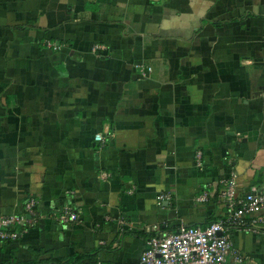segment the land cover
Returning <instances> with one entry per match:
<instances>
[{
  "label": "crops",
  "instance_id": "0c3cea01",
  "mask_svg": "<svg viewBox=\"0 0 264 264\" xmlns=\"http://www.w3.org/2000/svg\"><path fill=\"white\" fill-rule=\"evenodd\" d=\"M232 174L264 186V0H0V215L36 199L0 264H134L154 225L222 218ZM262 231L231 230L241 264Z\"/></svg>",
  "mask_w": 264,
  "mask_h": 264
},
{
  "label": "built area",
  "instance_id": "2783aa9c",
  "mask_svg": "<svg viewBox=\"0 0 264 264\" xmlns=\"http://www.w3.org/2000/svg\"><path fill=\"white\" fill-rule=\"evenodd\" d=\"M46 46L57 49L59 45L47 41ZM105 49V45L97 43L93 51ZM144 73V67L137 65ZM150 69V67H149ZM97 140L105 141L101 133L95 135ZM203 152L198 149L196 162L202 163ZM225 186L220 191V198L226 207V214L205 227L200 225L179 224L171 230L162 229L154 225L147 239L145 249L134 264H241V254L234 250L231 230L235 227L247 231H262L257 223L260 220L255 215L264 209V186L250 185L249 189L239 195L236 188V176L232 174L223 180ZM161 198L169 195L161 194ZM207 194L200 195L198 199L205 200ZM36 215V199L30 198L25 204L24 213H10L0 215V243L17 239L19 233L17 226L33 222ZM253 216L251 222L247 217ZM57 219L62 223L75 222L79 214L67 207L58 214ZM263 239H264V231ZM64 264H104L98 257L83 259Z\"/></svg>",
  "mask_w": 264,
  "mask_h": 264
},
{
  "label": "trees",
  "instance_id": "16d2710c",
  "mask_svg": "<svg viewBox=\"0 0 264 264\" xmlns=\"http://www.w3.org/2000/svg\"><path fill=\"white\" fill-rule=\"evenodd\" d=\"M80 260H83L82 256H78L75 260L71 259L70 261H67V263L74 262V261H80ZM90 260H92V259H90Z\"/></svg>",
  "mask_w": 264,
  "mask_h": 264
}]
</instances>
